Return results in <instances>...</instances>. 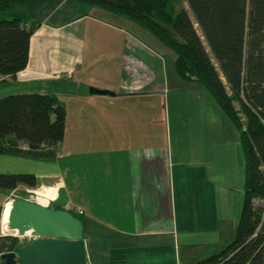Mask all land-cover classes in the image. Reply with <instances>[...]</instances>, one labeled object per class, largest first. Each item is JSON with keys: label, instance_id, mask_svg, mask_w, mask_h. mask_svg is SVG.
Masks as SVG:
<instances>
[{"label": "crops", "instance_id": "obj_1", "mask_svg": "<svg viewBox=\"0 0 264 264\" xmlns=\"http://www.w3.org/2000/svg\"><path fill=\"white\" fill-rule=\"evenodd\" d=\"M13 10L35 29L26 68L0 82L20 94L55 96L65 129L55 160L0 155V174H32L40 185L65 188V209L83 211L87 264H199L223 250L235 232L230 223L225 239L230 188L198 150L192 156L181 148L187 131L171 136L168 69L152 37L76 0H34ZM89 159L97 163L91 184L76 173ZM35 195L52 201L57 188Z\"/></svg>", "mask_w": 264, "mask_h": 264}, {"label": "trees", "instance_id": "obj_2", "mask_svg": "<svg viewBox=\"0 0 264 264\" xmlns=\"http://www.w3.org/2000/svg\"><path fill=\"white\" fill-rule=\"evenodd\" d=\"M31 1L0 0V15H10L0 20L1 77L13 79L27 66L35 27H26L13 8ZM76 1L148 31L173 52L178 76L200 84L237 128L244 156L243 205L238 223L233 240L199 264H264L261 210L252 205V201L264 199V0H186L194 23L184 8L172 16L168 12L170 0ZM64 129L65 109L53 95L0 98V155L53 161L58 157ZM37 185L32 174H0V189L7 192ZM1 212L0 204V218ZM18 246L17 237L0 234V255Z\"/></svg>", "mask_w": 264, "mask_h": 264}, {"label": "rangeland", "instance_id": "obj_3", "mask_svg": "<svg viewBox=\"0 0 264 264\" xmlns=\"http://www.w3.org/2000/svg\"><path fill=\"white\" fill-rule=\"evenodd\" d=\"M18 5H16L15 7H18ZM183 8L187 11L189 17L194 23L193 15L187 6L186 0L169 1L168 12L171 13L172 16H175V14ZM7 18H10L9 14L0 15V20ZM124 21L126 23H129V21ZM131 25H133V23H131ZM194 26L198 35L201 37L204 47L208 52L210 58L212 59L213 64L217 67V64L210 55L205 41L201 36V32L196 25ZM136 27L138 28L139 35L141 37H144L145 35L149 36L150 38L152 37V39L154 40V42H151V46H153L154 48L153 51L159 52L161 54V57L168 69V115L170 123L169 131L171 136H174V134H176L175 130L180 134H183L184 131H187L188 136L184 135V139H182V144L180 145L181 148L185 149L187 152L192 150V156L195 151L198 150V157H201L203 162H210V165H212V169H218V176L216 178H218V180L220 179V182H222V184L228 185V187L230 188L229 191L227 190L226 210L228 211V217H230L231 219H229L227 222L225 230L226 232L224 236L225 239L228 240L230 233V223H233L235 229L243 205L244 156L239 140V132L237 128L224 115L222 110L217 105L216 101L204 90V88L200 84L196 82L185 81L178 76L175 71V56L173 52L166 46L158 44V40L148 31L142 29L137 25ZM146 40L149 41L150 39L147 37ZM8 83L9 82H0V92L1 94L5 93V95H0V98L9 95L20 94L14 84L7 85ZM235 106L238 107V105ZM197 135H199V140L191 139ZM197 144L199 148H197ZM172 145L173 140H171V147ZM176 146L177 145L174 144L173 150L176 148ZM91 159H89L88 162L85 161L82 163V165H79L76 172L77 175L79 177L81 176L82 180L87 184L92 183L91 179L93 175L97 181V175L93 173L97 169V163L95 165V162L92 163ZM89 169H92L93 172L89 171ZM65 172L66 170L64 169L63 173ZM210 175H213L212 170L210 171ZM59 185L60 184L55 183H51V185H40L38 183L37 187L33 189L21 186L12 192H7L6 190L0 189V204L2 206V209H4V212H1L0 218V234L3 236L17 237L19 240V246L29 244L32 239L14 236L11 233L12 231H9L7 229L8 216L6 212L9 208H3L4 203H11L16 199H26L31 202H35L37 196L35 195L36 191L42 192L45 190V188L52 186L58 188ZM4 195H6V199L2 201V197ZM37 197L38 203L40 199L46 200V198L44 197ZM46 201L49 202V200ZM79 210L81 209L75 208L72 211L75 213V216L83 220V217H81L83 213L81 215L76 213V211ZM232 240L233 239H231V241ZM87 263L88 261L86 256V264Z\"/></svg>", "mask_w": 264, "mask_h": 264}, {"label": "water", "instance_id": "obj_4", "mask_svg": "<svg viewBox=\"0 0 264 264\" xmlns=\"http://www.w3.org/2000/svg\"><path fill=\"white\" fill-rule=\"evenodd\" d=\"M96 95H111L105 90L90 88ZM69 198L63 186L48 207L26 199L11 202L8 230L31 242L0 255L2 264H86L83 223L65 208Z\"/></svg>", "mask_w": 264, "mask_h": 264}, {"label": "built area", "instance_id": "obj_5", "mask_svg": "<svg viewBox=\"0 0 264 264\" xmlns=\"http://www.w3.org/2000/svg\"><path fill=\"white\" fill-rule=\"evenodd\" d=\"M37 196L35 199L34 203H38L37 201ZM53 201V200H52ZM51 201L48 202V204L46 205V207H48V205H50ZM252 205L254 208L260 209L261 210V216H260V224H259V228L261 229L262 226H264V199H257L252 201ZM77 214L81 215L83 212L81 210L76 211Z\"/></svg>", "mask_w": 264, "mask_h": 264}, {"label": "bare ground", "instance_id": "obj_6", "mask_svg": "<svg viewBox=\"0 0 264 264\" xmlns=\"http://www.w3.org/2000/svg\"><path fill=\"white\" fill-rule=\"evenodd\" d=\"M39 205H41V204H39ZM43 206V205H42ZM11 207V206H10ZM46 207V206H45ZM9 211H10V208L7 210V212H6V214H7V216H9ZM8 229V228H7ZM9 231H12L11 233L14 235V236H19L18 235V233H17V231L16 230H9Z\"/></svg>", "mask_w": 264, "mask_h": 264}, {"label": "flooded vegetation", "instance_id": "obj_7", "mask_svg": "<svg viewBox=\"0 0 264 264\" xmlns=\"http://www.w3.org/2000/svg\"><path fill=\"white\" fill-rule=\"evenodd\" d=\"M26 245V244H25Z\"/></svg>", "mask_w": 264, "mask_h": 264}]
</instances>
